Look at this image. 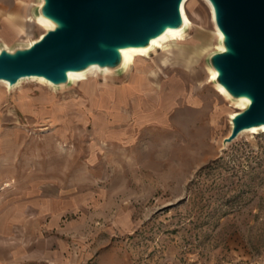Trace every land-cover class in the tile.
Listing matches in <instances>:
<instances>
[{
  "label": "rangeland",
  "instance_id": "1",
  "mask_svg": "<svg viewBox=\"0 0 264 264\" xmlns=\"http://www.w3.org/2000/svg\"><path fill=\"white\" fill-rule=\"evenodd\" d=\"M39 7L0 0V50L47 32L30 20ZM187 11L194 23L172 66L160 65L159 51L129 71L62 88L0 84L7 257L28 244L17 228L40 221L64 227L58 234L70 258L111 252L116 264H264V132L224 145L241 110L211 81L218 40L209 5L191 0Z\"/></svg>",
  "mask_w": 264,
  "mask_h": 264
},
{
  "label": "water",
  "instance_id": "2",
  "mask_svg": "<svg viewBox=\"0 0 264 264\" xmlns=\"http://www.w3.org/2000/svg\"><path fill=\"white\" fill-rule=\"evenodd\" d=\"M185 0H40L39 15L54 24L38 41L0 50V81L14 87L39 77L70 84V72L92 66L124 69L122 51L146 48L169 29L184 26ZM223 35V50L210 58L217 83L232 100L249 105L232 118L224 145L243 132L264 127V0H208Z\"/></svg>",
  "mask_w": 264,
  "mask_h": 264
},
{
  "label": "bare ground",
  "instance_id": "3",
  "mask_svg": "<svg viewBox=\"0 0 264 264\" xmlns=\"http://www.w3.org/2000/svg\"><path fill=\"white\" fill-rule=\"evenodd\" d=\"M204 1H206V3L210 7V10H211V13H212L213 22L215 24V35H216V38L218 40V43L216 45V49L218 51H222L223 50V44H222L223 35H222V33L220 32V30L218 29V27L216 25L215 12H214L213 6L211 5V3L208 0H204ZM190 2H191V0H185L184 3H183L182 14H183V19H184V26L182 28H180V29H169L162 36H160L159 38L154 39L151 42V44L148 47H146V48H130V49H125V50L122 51L123 68H124V70H126V71L131 70L132 67L136 65V63H137V61L139 59H141V58H149L151 56V54L157 53L159 51H162V54H161L162 57L160 58V63H162V64H160V65H163L164 67L172 66V65H174L177 62L176 61L177 59L183 58L181 53H184V52L178 51V50H180L181 43L185 42V40H187V38H189V37H187L188 33H189L188 31L191 30V28L193 26V23H194L191 20L192 18L190 17V15H189V13L187 11V8H188V5L190 4ZM30 20L33 21L36 25H38L39 27H41L42 29H44L46 31L52 30L54 28V24L51 21H49L48 19H46V18H44L42 16H38L36 19L30 18ZM198 29H199V27H198ZM205 32H207V31H205ZM195 34H196V32H195ZM198 34L200 35V33H198ZM213 37H214V35H213ZM204 39H202V40H204ZM199 41H200V39H199ZM208 42H209V40H208ZM205 45L203 47H205ZM203 47L201 46V47L197 48V50H195L196 53L197 52L199 53L201 51H205L203 49ZM187 49H189V48L187 47ZM189 51H191V50L189 49ZM193 54H195V52ZM200 57H202V56H200ZM147 69H148V67H147ZM101 71L102 70L99 67L92 66L88 70L83 71V72H70L69 73L70 84L76 85L78 83L85 82L91 76L97 75ZM208 71L210 73L211 81H215L216 82L215 87L217 88L218 92L224 98H226L228 100H232V98L230 97L229 93L225 90V88L217 83V81H216L217 80V76H218L217 72L212 67H208ZM104 73L107 76V74L110 73V71L109 70H104ZM111 74H112V72H111ZM146 74H147V72H146ZM108 76H110V75H108ZM155 76H157L156 73H155ZM189 78H191V77H189ZM23 80H33V81H35L37 83H40V84H43L45 86H50V88H54L53 84L51 82L47 81L46 79L39 78V77H32V78H24V79L20 80L19 83H17L14 86V89L15 88L17 89V88L21 87L22 83H23ZM0 84H9V83L6 82V81H0ZM9 86L11 88L10 84H9ZM233 103L240 110H245L248 107V105H249V101L247 99H240V100L234 101ZM235 115L236 114L234 113L232 115V117H234ZM260 131L264 132V127L263 128H253V129L245 131L244 133L255 134V133H259ZM150 166H148V167H150ZM145 167H147V166H145ZM149 169H151V167Z\"/></svg>",
  "mask_w": 264,
  "mask_h": 264
},
{
  "label": "crops",
  "instance_id": "4",
  "mask_svg": "<svg viewBox=\"0 0 264 264\" xmlns=\"http://www.w3.org/2000/svg\"><path fill=\"white\" fill-rule=\"evenodd\" d=\"M64 230V227L58 222L43 224L38 221L18 227L16 231L24 239L28 238V244L18 250L12 247L7 257V244L3 237L0 240V264H21L19 259L21 260L22 256L38 262L46 261L49 264H116L115 260L114 262L111 260V252L96 257L92 252L88 253L87 257L84 255L81 258L80 256L70 258L68 254H72L71 250L58 234Z\"/></svg>",
  "mask_w": 264,
  "mask_h": 264
}]
</instances>
